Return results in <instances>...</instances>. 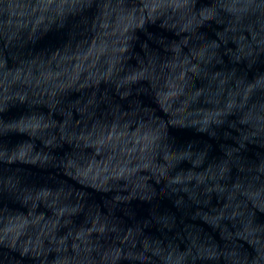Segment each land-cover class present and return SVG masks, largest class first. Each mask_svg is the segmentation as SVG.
I'll return each instance as SVG.
<instances>
[{"label":"clouds","instance_id":"9594fccd","mask_svg":"<svg viewBox=\"0 0 264 264\" xmlns=\"http://www.w3.org/2000/svg\"><path fill=\"white\" fill-rule=\"evenodd\" d=\"M213 2L219 15L226 19H236L235 15L230 16L226 11L231 4V0H213ZM237 6L247 9L246 13L241 17L240 23H264V0H241V4ZM145 7H150L152 11L180 20L193 18L191 9L194 5L191 0H157L156 4L145 5ZM258 210L264 211V207H260ZM259 264H264V256L261 257Z\"/></svg>","mask_w":264,"mask_h":264}]
</instances>
